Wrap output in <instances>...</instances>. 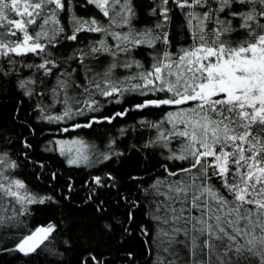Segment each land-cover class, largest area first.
I'll use <instances>...</instances> for the list:
<instances>
[{
    "label": "snow or ice",
    "instance_id": "obj_1",
    "mask_svg": "<svg viewBox=\"0 0 264 264\" xmlns=\"http://www.w3.org/2000/svg\"><path fill=\"white\" fill-rule=\"evenodd\" d=\"M89 7L104 20L76 12ZM177 10L190 42L175 48ZM146 15L152 23L138 27L135 0H0V82L14 77L25 96L37 98V119L64 125V133L161 110L158 120L142 119L132 129L141 141L132 147L148 150L161 170L149 182L130 178L143 194L149 223L135 224L139 198L118 192L127 205L121 234L144 237L149 264H264V0H148ZM68 44L71 54L64 55ZM129 98L131 107L106 111ZM118 132L107 139L106 130L102 147L77 136L50 141L55 147L45 150L59 151L69 166L96 168L125 155L117 141L129 128ZM67 145L78 146L75 155ZM23 148H31L27 139ZM19 167L0 149V224L19 230L5 250L27 257L47 247L56 226L20 229L30 205L53 197L16 178ZM115 182L111 172L92 175L85 203L105 212L97 190ZM114 230L111 223L99 229ZM82 238L87 244L64 241L65 251L78 245L76 264H106L93 241ZM127 259L135 264L133 252Z\"/></svg>",
    "mask_w": 264,
    "mask_h": 264
},
{
    "label": "trees",
    "instance_id": "obj_2",
    "mask_svg": "<svg viewBox=\"0 0 264 264\" xmlns=\"http://www.w3.org/2000/svg\"><path fill=\"white\" fill-rule=\"evenodd\" d=\"M135 4L139 12L137 26L142 28L150 25L152 18L146 15L148 0H135ZM76 12L85 17L94 13L98 19L104 20L103 16L92 7H89L87 11L76 8ZM64 22L67 23L66 17ZM182 23L183 18L177 10L171 26V39L175 48L190 42V37L186 38L187 30L181 28ZM71 49V44L66 45L63 54L70 55ZM29 74L25 69L23 75ZM5 80L9 82H0V149H6L13 159L19 161L20 167L14 172L16 178L23 180L29 189L39 196L53 197V200L45 204L30 205L28 214L19 218L24 221L20 229L27 232L51 223L56 226V231L53 233L55 238L51 239L50 243L46 242L47 247L38 254L26 257L18 252L5 250L14 247L12 241L16 239L19 230L12 227L10 223L0 224V235L3 236V239H0V264H76L80 251L78 245L73 251H65L67 245L64 241L70 239L74 244L77 241L79 244H87L88 241L82 238L85 235L93 241L92 246L96 252L104 254L101 259L106 264H129L127 259L129 251L136 257L135 264H149L146 245L143 243L144 237L138 231L130 239H125V236L121 234L120 226L124 221L127 205L117 196V193L131 192L132 198H139L141 207L136 210L135 224L149 223L143 194L137 191V183L130 178L133 175L142 176L145 182H149L161 170L157 167L156 158L150 155L146 157L145 153L148 150L138 151L132 147L133 144L139 147L141 143L137 139L138 134L132 129L138 127V122L142 119L158 120L162 111L156 109L132 111L124 119L117 118L113 125H97L94 129L64 133L59 131L62 125L47 124L37 119L38 113L35 111L37 98L25 96L23 90L18 88V81L14 77H6ZM45 103H51V98ZM132 104L133 101L129 98L128 103L107 104L105 109L107 112H112L114 109L122 110L131 107ZM70 124L71 122L69 126ZM121 127L129 128V136L117 141L118 150L125 152V155L119 158L114 157L112 161L96 168L69 166L65 157L45 150L51 147L49 142L52 137L76 138L79 136L88 144L102 147V141L105 139L104 132L110 130L107 139H111L112 136H119L118 129ZM25 139L31 143V148H23ZM25 152L27 158L23 155ZM41 163L45 165L44 168L40 167ZM107 172H111L116 177V186L111 189L97 190L99 197L106 202V211L96 212L95 205L89 206L85 203V197L90 191L87 185L92 175H102ZM52 173H56V180L51 179ZM108 183L112 182L108 181ZM68 185L73 186L74 190L71 193L68 191ZM9 214L5 213V215ZM101 216L103 219H97ZM108 223L114 225V231H99ZM132 227L135 228V225ZM50 248L57 254H52L49 251Z\"/></svg>",
    "mask_w": 264,
    "mask_h": 264
},
{
    "label": "rangeland",
    "instance_id": "obj_3",
    "mask_svg": "<svg viewBox=\"0 0 264 264\" xmlns=\"http://www.w3.org/2000/svg\"><path fill=\"white\" fill-rule=\"evenodd\" d=\"M150 23H152V22H150ZM62 126H64V125H62ZM72 139H74V138H56V137H52V139H51V141H54V140H69V141H71ZM50 146L51 147H55V145L54 144H50ZM77 147L78 146H76V145H67L66 146V150L68 149V148H71V153H69L70 155H75L76 154V149H77ZM56 153H58L59 154V151H55ZM60 155V154H59ZM61 156V155H60ZM63 157V156H62Z\"/></svg>",
    "mask_w": 264,
    "mask_h": 264
}]
</instances>
